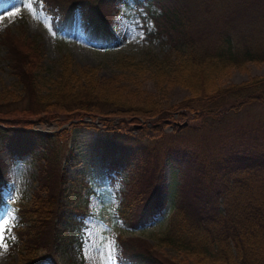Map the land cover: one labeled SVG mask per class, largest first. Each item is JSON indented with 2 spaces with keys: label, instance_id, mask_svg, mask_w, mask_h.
Masks as SVG:
<instances>
[{
  "label": "trees",
  "instance_id": "trees-1",
  "mask_svg": "<svg viewBox=\"0 0 264 264\" xmlns=\"http://www.w3.org/2000/svg\"><path fill=\"white\" fill-rule=\"evenodd\" d=\"M155 1L161 9L160 15L152 16L153 25L165 36L169 49L159 56L149 52L145 58L119 53L113 65L121 74L140 77L148 72L158 83L181 84L188 95L167 108L151 96L137 99L128 91L131 88L123 91L109 79L98 78L96 68L79 66L64 52L56 77L41 86L36 73L42 57L39 42L32 36L5 31L0 44L25 104L3 107L0 97V133L14 147L8 134L23 132L28 142L45 137L33 130L35 122L72 117L74 125H93L99 118L115 128L111 117H119L118 124L126 117L151 118V124L137 132V137H146L149 143L123 158L126 164L128 161L129 204L125 208L121 204L117 214L136 227L151 221L166 202L159 179L161 151L153 144L160 134H166L160 127L162 120L170 116V109L190 112L197 122L175 127L166 137L176 143L166 146L164 155L171 157L178 177L167 224L155 242L118 233L117 264H264V139L251 148L240 145L231 149L219 156L217 165L204 154L210 142L218 144L228 127L238 130L239 125L244 133L246 126L257 122L255 117L237 118L247 105L264 104V75L224 85L215 77L232 66L264 61V0ZM42 2L57 21L66 17L70 24L75 6L80 7L83 19L92 16L88 0ZM95 4L103 22L93 33L106 41L113 37L106 25L114 9L112 0H95ZM244 10L260 13L263 23L242 18ZM60 115L64 118H58ZM185 137L184 144L178 143ZM55 151L50 146L38 150L37 186L28 199L16 202L18 224L11 229L19 240L23 264H39L45 255L52 256L50 249L71 233L69 227L66 232L59 224L67 221L70 211L81 209L64 198L60 180L64 176ZM3 179L0 172V183ZM163 246L179 251L181 257L175 260L163 254ZM47 264L59 263L50 258Z\"/></svg>",
  "mask_w": 264,
  "mask_h": 264
},
{
  "label": "rangeland",
  "instance_id": "rangeland-1",
  "mask_svg": "<svg viewBox=\"0 0 264 264\" xmlns=\"http://www.w3.org/2000/svg\"><path fill=\"white\" fill-rule=\"evenodd\" d=\"M88 2L93 7L89 20L83 19L80 7L75 6L68 24L66 17L55 20V16L44 7L42 0H2L0 35L5 31L22 33L39 42L42 57L36 73L41 86L56 77L59 70L58 60L64 52L77 65L96 68L98 78L109 79V83L123 91L131 88L128 91L135 93L137 99H142L145 95L151 96L160 106L167 108L188 95V89L181 84L158 83L148 72L140 74V77L121 74L113 65V59L119 53L145 58L149 52L159 56L169 49L165 36L160 31L156 32L153 25L152 16L160 15L158 1L112 0L114 9L107 16L106 25L113 37L105 38L106 41H100L93 33L103 20L99 19L95 0ZM183 2L191 4L193 0ZM241 17L263 23V17L258 12L254 15L251 11L244 10ZM254 20H250L253 25L256 24ZM4 51V45L0 44L2 106H22L25 98L19 97L20 87L9 69ZM254 75H264V61L246 62L242 68L232 66L221 70L215 79L224 85L239 83ZM225 106L221 108L224 109ZM169 111L170 116L162 120L160 126L166 134H160L153 143L161 151L159 179L166 202L151 221L136 227L117 214L121 204L123 208L129 204V195L126 193L130 179L128 161L126 164L123 158L126 153L128 155L132 149H136L135 147H143L149 143L146 137H137V132L143 125L149 126L151 118L132 120L126 117L118 124L119 117H111L110 123H116L115 128L99 118L92 121L93 125H74L70 123L74 120L72 117L67 121L35 122L32 124L33 130L45 137L28 142L23 132L8 134L15 144L14 147L0 133V172L4 178L0 183V264H23L18 253L19 240L11 229L18 224L16 202L28 199L36 188V155L38 150L48 146L55 148L58 156V165L64 176L60 180L66 202L81 209L78 208L80 211L76 213L70 211L67 221L59 224L66 232L70 228V236L54 245L49 251L52 256L45 255L39 264H47L50 258L59 264H117L120 254V243L116 237L118 233L122 236L139 235L155 242L156 236L164 230L168 215L173 209V194L178 183L177 168L172 164L171 157L164 155L166 146L176 144L173 138H166L167 133L174 132L175 127L193 124L198 120L190 112L174 109ZM246 116L257 119V122L245 127L246 132L242 133L239 125L238 130L228 127L217 145L209 141L204 153L208 162L217 165L219 156L227 155L237 146L251 148L255 143L261 144L264 139V104L247 105L237 120H246ZM58 118L62 119L64 115ZM86 119L89 120L88 117ZM184 120L185 124H175V121L180 123ZM248 133L252 135L249 136ZM187 139L188 137L179 139L178 143L184 144ZM160 249L163 254L175 260L181 257L180 252L172 247L163 246Z\"/></svg>",
  "mask_w": 264,
  "mask_h": 264
},
{
  "label": "water",
  "instance_id": "water-1",
  "mask_svg": "<svg viewBox=\"0 0 264 264\" xmlns=\"http://www.w3.org/2000/svg\"><path fill=\"white\" fill-rule=\"evenodd\" d=\"M185 123H186V121H185V120H184V121H182V122H180V123H179V122H177V121H175V124H176V125H179V124H185Z\"/></svg>",
  "mask_w": 264,
  "mask_h": 264
},
{
  "label": "snow or ice",
  "instance_id": "snow-or-ice-1",
  "mask_svg": "<svg viewBox=\"0 0 264 264\" xmlns=\"http://www.w3.org/2000/svg\"><path fill=\"white\" fill-rule=\"evenodd\" d=\"M0 2H2V0H0ZM10 14H14V13H10Z\"/></svg>",
  "mask_w": 264,
  "mask_h": 264
},
{
  "label": "bare ground",
  "instance_id": "bare-ground-1",
  "mask_svg": "<svg viewBox=\"0 0 264 264\" xmlns=\"http://www.w3.org/2000/svg\"><path fill=\"white\" fill-rule=\"evenodd\" d=\"M170 123H172V122H170Z\"/></svg>",
  "mask_w": 264,
  "mask_h": 264
}]
</instances>
